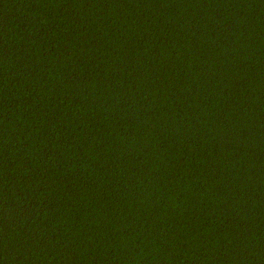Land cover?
I'll return each mask as SVG.
<instances>
[{
  "label": "trees",
  "instance_id": "obj_1",
  "mask_svg": "<svg viewBox=\"0 0 264 264\" xmlns=\"http://www.w3.org/2000/svg\"><path fill=\"white\" fill-rule=\"evenodd\" d=\"M0 264H264V0H0Z\"/></svg>",
  "mask_w": 264,
  "mask_h": 264
}]
</instances>
